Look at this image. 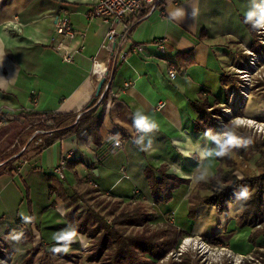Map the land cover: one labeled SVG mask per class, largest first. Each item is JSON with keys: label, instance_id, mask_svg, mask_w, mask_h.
<instances>
[{"label": "crops", "instance_id": "0c3cea01", "mask_svg": "<svg viewBox=\"0 0 264 264\" xmlns=\"http://www.w3.org/2000/svg\"><path fill=\"white\" fill-rule=\"evenodd\" d=\"M98 1L0 0V113L6 114V119L0 120V148L5 153L19 149L0 163V171L7 161L17 163L16 173H0V233L29 229L32 236L34 230L46 238L51 221L66 215L68 209L75 207L76 212L84 214L90 205L86 191L94 189L92 193L130 204L142 197L156 214L155 219L164 221L161 227L168 223L200 239L218 234L220 245L235 254L258 252L264 248V238L253 246L249 236L260 225L240 219L243 207L239 203L222 214L213 207L199 206L194 218H188V197L197 185L194 177L199 174L198 160L183 156L177 144L187 134L194 142L211 146L202 132L194 130L198 115L191 103L207 97L215 107L227 106L230 92L237 90L235 71L245 64L243 50H251L258 36L244 23L249 0H163L162 9L137 18L128 38L119 45L122 50L143 45L142 53L131 54L119 63L112 70L109 90L104 92L103 84L96 94L99 79L92 75V64L94 58L104 62L107 57L101 48L108 30L101 19L88 15ZM180 7L186 10V17L170 20L169 14ZM193 8L198 9L195 18L191 16ZM62 10L78 33L73 38L56 32V17L63 15ZM155 39L166 40L164 51L152 45ZM74 50L79 51L73 59L64 61L63 55ZM170 66L177 72L174 79L168 76ZM254 92L237 112L245 118L264 120V89L257 87ZM159 104H163L161 108ZM87 109L101 116L98 146L90 139L81 142L72 135L37 154L30 143L35 135L19 138L16 133L22 127L11 122L20 113L79 115ZM137 110L153 116L160 125L152 134L153 148L147 152L131 143L133 113ZM238 130L252 136L245 127ZM114 133H119L122 141L115 150L106 140ZM4 152L0 151V160ZM66 154L70 158L61 179L54 168ZM233 155L239 165L236 176L243 179L258 174L257 155L250 160ZM147 166L166 167L167 175L188 184L173 190L170 202L155 205L144 175ZM205 167L208 180L220 163L213 159ZM251 169L255 171L250 173ZM53 176L63 180L68 197L77 194L76 203L49 197ZM26 189L35 217L31 224L23 223L20 217L21 213L28 214ZM206 195L207 191H200L201 197ZM52 202L54 206H50ZM80 205L85 206L82 213ZM67 221L71 222L68 216Z\"/></svg>", "mask_w": 264, "mask_h": 264}, {"label": "trees", "instance_id": "16d2710c", "mask_svg": "<svg viewBox=\"0 0 264 264\" xmlns=\"http://www.w3.org/2000/svg\"><path fill=\"white\" fill-rule=\"evenodd\" d=\"M136 21L137 19L131 22L130 31ZM251 50L256 53L264 51V47L258 41V36H255ZM258 87L264 89V83H261ZM191 106L198 115L194 130L202 133L207 128L215 130L216 117L220 114L219 108L211 105L207 97L192 102ZM5 116L6 114L0 113V120H5ZM29 120L39 122L35 124L37 126L33 130L37 128L47 129L44 135L33 136L30 142L33 144L37 154L53 145L56 141L72 135L78 141L85 142L90 139L95 146L99 145L101 116L96 115L95 110L87 109L79 115L55 113L17 114L11 122L21 125L22 131L16 133L19 138L28 133L30 135V132L26 131ZM46 125L48 126L46 127ZM238 131L245 139H251L252 143L247 147L234 151L233 154L239 155L245 160H250L257 155L258 159L255 165L258 169V174L243 179L239 178L236 176L238 163L233 154L229 157L217 158L220 167L216 174L205 182L197 183L188 197L190 204L188 218H194L196 209L199 206L213 207L218 214L227 212L230 202L235 200L234 192L241 185H247L252 197L243 206L240 219L249 221L252 226L260 225V228H256L249 236L250 243L254 246L260 237L264 238V138H255L246 132ZM31 133L33 132L31 131ZM24 143L25 141L23 140L20 145L23 147ZM18 150V148H15L7 157ZM7 157H2L0 163L6 161ZM6 163L0 173L12 174L17 172V163L11 164V161ZM144 175L148 180L151 197L155 205L170 202L171 192L181 184H188V181L167 175L166 167L153 169L147 166L144 170ZM91 176L93 177V174ZM62 181L56 176L52 177L53 185L49 188V197L67 199V202L71 204L76 203L77 194L74 193L71 197H68L64 191ZM218 181L223 183V190L218 189ZM25 191L28 214L33 215L32 203L29 200V190L26 189ZM92 191L95 190L90 189L86 193ZM200 191H207L208 195L201 197ZM50 206H54V202ZM86 208L84 214H80L76 212L75 207H72L66 211V215L72 224L77 226L78 232L90 240L91 247L86 258L88 261L97 264H157L173 253L176 245L180 244V239L189 236L168 223L160 228H152L150 225L152 210L144 202L137 201L121 208L114 204L103 213L100 209H95L91 205H87ZM24 233V242H32V232L26 229ZM201 240L210 246H222L218 240V234L210 238L202 237ZM166 264L199 263L191 259L189 255L180 254L177 260L169 256Z\"/></svg>", "mask_w": 264, "mask_h": 264}, {"label": "built area", "instance_id": "2783aa9c", "mask_svg": "<svg viewBox=\"0 0 264 264\" xmlns=\"http://www.w3.org/2000/svg\"><path fill=\"white\" fill-rule=\"evenodd\" d=\"M163 0H99L92 6L88 15L91 18L101 19L107 26L108 30L105 34L102 48L107 57L104 62L98 61L96 58L93 59L92 64V75L98 79L104 78V92L110 88L112 70L121 62L125 61L126 58L135 53H142L143 45H132L127 50L119 48L121 40L128 38L130 34V24L132 21L139 18L142 14L148 16L157 9H162ZM63 15L56 17V32L57 34L73 38L76 31L73 30L70 23L67 20L66 11L62 10ZM83 36V34H81ZM258 41L262 47H264V33L258 32ZM159 51L165 50L166 40L155 39L152 41ZM79 50H74L63 55L64 61H71L74 53ZM243 53L246 56V61L241 69L236 70L240 85L235 91H231L229 94L228 106L223 110L224 115L229 116L232 121L236 122L242 127H248L252 133L257 135H264V121L256 122L249 118L240 117L236 115L237 111L243 108L246 100L251 97L250 88L253 87L252 82L257 79L264 78V54L256 53L248 48H244ZM103 69L102 73L96 72V69ZM177 72L173 66L168 69V76L170 79H174ZM262 77V78H261ZM128 85L125 84V86ZM257 88L254 89V91ZM253 91V90H252ZM163 104H159L158 108H161ZM220 127L223 124L219 123ZM122 145V141H121ZM22 149L21 151H23ZM70 158V154L64 155L59 164L54 168V172L61 179L64 178L63 169L66 165L67 160ZM93 187H97L96 184L90 182ZM192 239V238H190ZM205 245V242H203ZM210 246V245H208ZM206 247L207 253L211 256L217 254V250ZM222 247L221 255H225L227 263L229 264H262L261 253L264 249L260 248L256 253L249 254H235L230 250ZM212 249V251H211ZM180 254H175L178 257Z\"/></svg>", "mask_w": 264, "mask_h": 264}, {"label": "clouds", "instance_id": "9594fccd", "mask_svg": "<svg viewBox=\"0 0 264 264\" xmlns=\"http://www.w3.org/2000/svg\"><path fill=\"white\" fill-rule=\"evenodd\" d=\"M187 13L183 7L176 8L169 14L172 21H181L186 17ZM198 15V9L193 8L191 16L195 18ZM244 23L257 32L264 33V0H249L248 7L244 12ZM131 143L140 151L147 152L153 148V136L160 125L157 120L147 114L145 111L137 110L133 113ZM240 125L231 122L222 127L220 132H216L212 128L205 129L203 137L211 142V146L207 144L201 145L194 142L190 135L185 134L182 141H178V150L185 157H195L198 160V175L194 177V182L200 183L207 180L206 163L213 159L229 157L234 151L247 147L252 143L251 139H245L239 134ZM108 143L112 144L113 150L119 149L121 146V137L119 133L106 136ZM204 169V170H201ZM179 171V170H178ZM223 183L218 181V189L223 190ZM235 200L230 202L229 207L239 203L243 207L252 197V193L247 185H241L234 192ZM20 217L25 224L34 222L35 217L26 213H21ZM4 239L12 242L13 245L19 246L25 239V233L22 229H13L4 236ZM51 239L55 242L49 248L54 256L60 254H68L74 243L79 242L81 246L86 247V237L78 232V228L74 224H68L63 229L55 232Z\"/></svg>", "mask_w": 264, "mask_h": 264}, {"label": "rangeland", "instance_id": "374dc122", "mask_svg": "<svg viewBox=\"0 0 264 264\" xmlns=\"http://www.w3.org/2000/svg\"><path fill=\"white\" fill-rule=\"evenodd\" d=\"M236 78H237L238 87H239L240 81L238 79L237 73H236ZM261 83H264V78L257 79L255 82L253 80V82H252L253 87L250 88V90H251L250 91V94H251L250 99H252L254 97V94H255L254 89L257 88ZM249 100H246V103ZM228 101H229V98H228ZM229 103L230 102H228V104ZM228 104H227V106H228ZM227 106L218 107L220 114L216 117L217 120L215 121L217 132H220L222 129V127L219 126V123L223 124V126H224L228 123L233 122L232 119L229 118V116L224 115V113H223V110H225V108ZM240 117H242V116H240ZM251 120L256 121V122L264 121V120H255V119H251ZM36 123H39V122H37L35 120H29L27 123L28 127H27L26 131L28 130L27 132H30V134H32L31 133V131H32L35 136L36 135H40V136L44 135L45 130H47L46 128H37V129L33 130L37 126V125H35ZM47 126L48 125H46V127ZM245 129H247V131H249L251 133L252 137L259 138V139L264 138V135H257V133L256 134L252 133V131L250 129H248V127H245ZM3 149L0 148V151L4 152ZM12 151L13 150H10V151L8 150L6 153L4 152L5 154L3 155V157H7ZM238 167H239V165H238ZM252 170L253 169L249 170V172L251 173ZM253 171H255V170H253ZM83 189L85 190V187L82 188V192H83ZM87 195H88L87 198L89 199L90 205L95 207V209H98V210L100 209L102 213L107 211L114 204H116L118 208H121L124 205L130 204V202L128 203V202H124V201H117V200H114L113 198H110V196L98 195V194H95L92 192L87 193ZM138 200H139V202H144V200H142V197H139ZM78 209H80V211L82 213L85 210V206L80 205V206H78ZM152 215H153L152 217L154 219V220L153 219L152 220L154 222H152L150 224L151 227L152 228H157V227L160 228L161 225L164 224V221L162 220L159 222L158 219L156 220L155 219L156 214L154 212ZM50 224H51L52 228L48 229V231H46V238L42 237L41 234L35 233L33 230L32 242L25 243L23 241L19 246H15L12 244V242L4 239V236L7 235L8 233H10L9 230H7V232L5 234L0 233V264H97L95 262L88 261V259L86 258V255L90 251V247H91V243H90V240L88 238L86 239V247L81 246V244L79 242H77V243H74L72 245V249L68 254H60V255H56V256L51 254L49 251V248L51 246H53V244L55 242L49 238H51L55 232L63 229L68 224H72V223L67 221V215H64V213H63V215H60V219H58V218L54 219L51 221ZM257 226H259V225H257ZM190 238H192V239H190ZM179 242H180V244L178 243L176 245L173 253L169 254V256H172V258H174L175 260H177V257L175 256V254H184V255H189L191 257V259H193L194 261H198L199 264H229V263H227L225 255H223V256L221 255L222 247H220V246L214 247V246L205 245L203 243L204 241H202L197 236H185L182 239H180ZM35 246H36V249L33 250V248ZM205 246H208L209 248H212V249L216 248L217 254L215 256L209 255L207 253ZM212 249H211V251H212ZM262 249H264V248H262ZM169 256L165 257V259L159 261L157 264H166V262L169 260ZM261 256H262L261 262H262V264H264V252L261 253Z\"/></svg>", "mask_w": 264, "mask_h": 264}, {"label": "water", "instance_id": "95a60500", "mask_svg": "<svg viewBox=\"0 0 264 264\" xmlns=\"http://www.w3.org/2000/svg\"><path fill=\"white\" fill-rule=\"evenodd\" d=\"M104 82H105L104 78L99 79V83H98V86H97V93L96 94H98V92L100 91V88L103 86ZM93 174H97L96 170L93 171Z\"/></svg>", "mask_w": 264, "mask_h": 264}, {"label": "bare ground", "instance_id": "6f19581e", "mask_svg": "<svg viewBox=\"0 0 264 264\" xmlns=\"http://www.w3.org/2000/svg\"><path fill=\"white\" fill-rule=\"evenodd\" d=\"M102 70H103V69H101V68H100V69H96V72H99V73L101 74V73H102ZM184 245H185V244H184ZM183 249H184V248H183Z\"/></svg>", "mask_w": 264, "mask_h": 264}]
</instances>
